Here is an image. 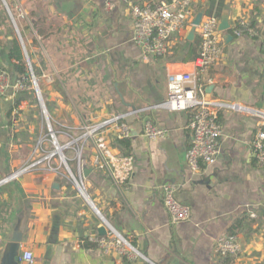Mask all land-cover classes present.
I'll return each mask as SVG.
<instances>
[{"label":"crops","instance_id":"1","mask_svg":"<svg viewBox=\"0 0 264 264\" xmlns=\"http://www.w3.org/2000/svg\"><path fill=\"white\" fill-rule=\"evenodd\" d=\"M158 1L0 0V67L11 81L16 79L6 48L16 36L26 63L28 57L35 69L52 121L54 115L67 120L68 140L83 145L86 169L85 195L66 170L56 168L54 158L0 184V205L7 202L13 212L8 227L0 228V257L18 229L20 250H31L35 264H264V166L252 147L264 126V1H215L211 11L219 19L227 12L230 27L220 33V60L202 72L195 60H184L189 44L182 39L190 29L172 37L177 48L170 57L141 58L132 42L130 9ZM209 5L210 0H199L194 8L206 11ZM241 18L255 19L258 31L236 34ZM197 37L194 33L188 40L198 45ZM184 72L195 75L208 100L225 104L218 112L216 160L200 162L195 173L185 158L192 140V111L158 106L167 98L168 74ZM14 97H0V180L28 161L34 143L27 121L37 115L28 98H21L13 111L11 129L4 120ZM112 115H120L132 134L131 175L125 182L98 168L92 161V143L79 139L83 119L95 122ZM146 120L165 129L166 136L144 137ZM40 121L46 126L42 111ZM13 133L18 135L16 143ZM7 150L22 153L15 159ZM64 150L68 166L76 170L75 151ZM111 152L120 156L114 141ZM164 183L177 185V199L191 211L188 220L171 222L159 191ZM102 225L104 235L123 237L136 257L97 247L90 238L100 236ZM230 234L240 250L216 253L218 241Z\"/></svg>","mask_w":264,"mask_h":264},{"label":"built area","instance_id":"2","mask_svg":"<svg viewBox=\"0 0 264 264\" xmlns=\"http://www.w3.org/2000/svg\"><path fill=\"white\" fill-rule=\"evenodd\" d=\"M198 2L199 0H159L154 4L142 3L131 6L132 42L139 48L143 60L164 55L172 48V37L174 35H180L186 29H191L192 20L198 11L194 6ZM218 23L219 16L215 11H205L200 23L195 26L194 32L199 38V54L193 64L201 72L216 64L222 55V39L221 31L218 30ZM244 30L255 33V29L249 26V20L241 18L237 23L235 32L240 34ZM30 88L31 84H27L20 79L11 81L7 71L0 67V97L13 98L16 94ZM205 96V88L197 82L195 75L190 72L170 73L167 76V98L164 102L158 104L160 107H167L172 110L192 111L189 124L192 130V140L185 158L190 170L194 173L200 170V162L212 164L219 153L221 128L218 122V112L225 104L216 100H208ZM231 106L236 107V105ZM40 107L47 131L56 150L47 151L45 147L47 139L39 137L35 150H40L43 154L11 173L10 180L22 173L38 168L43 163L50 162L56 155H59V164L56 168L64 165L67 174L75 182L79 192L84 194L83 145H75V140H68L61 149L60 155L58 153V147L60 146L57 133L66 136L69 134L64 127L59 131H54L52 119L45 105ZM238 108L240 107L238 106ZM48 122L54 132V137L50 134ZM81 130L79 137L81 143L90 141L93 145V163L98 168L109 169V175L116 182L128 180L131 175L130 156H117L111 152V142L113 140L130 138L132 135L129 125L122 120L121 116L112 115L95 122L83 119ZM142 134L147 139L154 140L165 137L166 130L157 126L151 120H146ZM252 147L257 162L264 166L263 130L259 131L254 137ZM67 148H72L76 153L75 172L68 166L67 158L63 153V150ZM48 167L51 168V165ZM159 191L163 207L172 223L186 221L190 218L189 206L180 202L176 197V184L164 183L160 185ZM90 240L104 252L114 251L118 255L136 257L129 243L115 232L91 237ZM239 250L240 244L233 234L222 237L215 247V252L222 255L236 254ZM34 262L35 258L31 250L21 249L19 251L20 264H35Z\"/></svg>","mask_w":264,"mask_h":264},{"label":"trees","instance_id":"3","mask_svg":"<svg viewBox=\"0 0 264 264\" xmlns=\"http://www.w3.org/2000/svg\"><path fill=\"white\" fill-rule=\"evenodd\" d=\"M215 1L216 0H210V5H209L208 9L206 10V12L211 11V8L213 7ZM256 1L258 2L259 0H256ZM262 1H264V0H262ZM256 24L257 23H256L255 19H251L249 21V26L258 31V27ZM0 25H1V21H0ZM182 40H183L182 42H186L189 44L187 54H186V57L184 58V60H186V61L195 60L199 54V42H198V45H196L194 41L190 42L186 38H184ZM6 46H7L6 48L8 49V53H7L8 59L10 60V62L12 64V68H13V71L16 75V79H20L27 84H31L29 67H28V64L26 63V61L24 59V55L22 52V47H21L19 39L16 36H13L12 39L7 42ZM176 48L177 47L173 46L167 53H165L164 55L157 56L156 58L165 57V56L170 57L171 54H173L176 51L175 50ZM33 72L36 76L35 69H33ZM20 99L15 100L12 104H10L8 109H6V112L4 115V120L6 121L9 129H11L13 126V118H14L13 111L18 110ZM262 130L264 131V126L262 127ZM11 138H12V141L14 143L18 142L17 133H13L11 135ZM113 141H114V144L117 145L118 147H120V149H121L120 156L128 157L131 155V140H130V138L115 139ZM72 171L75 172L74 168L72 169ZM2 205H3L2 207L0 205V228L5 229L10 224V218L12 217L13 212H12L11 208L8 206L7 202H3Z\"/></svg>","mask_w":264,"mask_h":264},{"label":"rangeland","instance_id":"4","mask_svg":"<svg viewBox=\"0 0 264 264\" xmlns=\"http://www.w3.org/2000/svg\"><path fill=\"white\" fill-rule=\"evenodd\" d=\"M29 74H30V72H29ZM19 97L20 98H28L31 101V105H34L33 108L35 109V111H36L35 113L37 115V118L36 119L33 118V119H29L27 121V125H30V127L33 130V132L31 134H29V135H31V139L34 142L32 144V146H31V148L29 150V154H28L29 158H28V161L27 162L29 163L33 159H36L37 157H40L43 154V152H41L40 150L39 151H36L35 150V145H36L39 137H45L47 139L45 145H46V147L48 149H50V150L53 151V150H56V147L52 143V139H51V137L49 135V132L47 131V127L45 125H43L44 123H42V121H40V119H41V108H40V105H39V102H38V98H37L36 91L34 89V85H33V82H32V78H31V88L29 90H27V91H22V92L16 94V96L14 97V100H12L11 102H9V104L6 106L5 111H6V109H8V107L10 106V104H12L15 100L20 99ZM53 118L56 120V121H52V126H53L54 131L61 130V128L64 127V125H65V127L66 126H69L68 125L69 122L67 120L57 118L55 115L53 116ZM66 131L68 132V129H66ZM57 136H59L58 133H57ZM67 137L68 136H66V135H62L59 138V140H58L59 146H64L67 143V141H68V138ZM25 138L28 139L27 136ZM8 142H10V139L8 140ZM50 150H48V151H50ZM7 153H8L9 156L17 159L18 158V155H20L22 152H21V150H19L17 153H14L13 151L8 152V150H7ZM63 153H64V155H68V152L65 151V150H63ZM0 156H2V155L0 154ZM1 159L2 158L0 157V160ZM54 159L56 161V162H54V164L59 163L58 162L59 155H56L54 157ZM26 163H24V164H26ZM61 167H62V169L66 170V168H65L64 165H62Z\"/></svg>","mask_w":264,"mask_h":264},{"label":"water","instance_id":"5","mask_svg":"<svg viewBox=\"0 0 264 264\" xmlns=\"http://www.w3.org/2000/svg\"><path fill=\"white\" fill-rule=\"evenodd\" d=\"M204 12H205V9L201 8L195 13V16L192 20V27L190 29V33H189L187 39H191V37L194 35L195 26H197L200 23ZM229 27H230V23H229V19H228V13L223 12L220 15V19H219V23H218V30L221 32H227ZM226 36H227V39L232 38V36L228 33H226ZM26 57H27V54H26ZM27 64L29 67L30 76L32 78V82H33L34 89L36 91L40 106H44V102H43V99L41 97V93L39 91L38 83H37L36 77L33 73V70L31 68L28 57H27ZM48 126L50 129V134L54 137V132L51 130L49 122H48ZM58 153L61 155V147H58ZM83 172L85 173L86 169H83ZM9 180H10V175L1 179L0 184H3ZM89 202H90V200H89ZM98 231H99L100 235H104L106 233V226L102 225L101 227H99ZM21 241H22V233L18 229H16L12 233L11 237L8 239V242L6 243V245L3 247L1 257H0V264H20L19 263V250H20Z\"/></svg>","mask_w":264,"mask_h":264}]
</instances>
